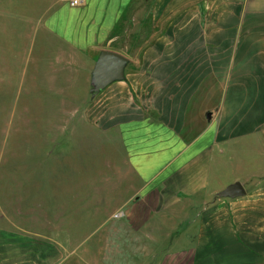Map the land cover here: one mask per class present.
Wrapping results in <instances>:
<instances>
[{
    "label": "crops",
    "instance_id": "1",
    "mask_svg": "<svg viewBox=\"0 0 264 264\" xmlns=\"http://www.w3.org/2000/svg\"><path fill=\"white\" fill-rule=\"evenodd\" d=\"M9 12L0 264H93L77 249L55 263L54 224L41 231L38 201L14 187L24 177L18 150L55 157L57 141L80 164L106 145L118 160L115 180L96 187L122 211L99 236L98 261L140 252L163 253L156 264H264V0H33L0 7ZM103 49L128 61L95 91ZM25 128L33 141L23 142ZM236 181L245 195L217 196Z\"/></svg>",
    "mask_w": 264,
    "mask_h": 264
},
{
    "label": "rangeland",
    "instance_id": "2",
    "mask_svg": "<svg viewBox=\"0 0 264 264\" xmlns=\"http://www.w3.org/2000/svg\"><path fill=\"white\" fill-rule=\"evenodd\" d=\"M32 1L0 0V7L26 6ZM15 26V12L0 13V55L15 53ZM31 137L27 135L25 128L22 135L23 142L33 141ZM12 142L11 139L8 141L7 150L9 152L15 149ZM55 148V157L50 156L49 158L32 156L24 149L22 151L19 149L18 154L22 157L24 165V177L22 175V179L19 176V183L14 185L18 188V195L23 200L26 197L31 198L33 194V198L35 197L38 201L41 231L43 226L54 224L55 253L51 252L53 246H49V256L54 258V262L58 263L63 257L77 249L93 264L97 262L99 264H146L154 260L153 255L157 259L152 264H156L158 259L163 257V253L155 255L140 252L132 254L104 252V257L100 253L99 261L97 259V241L102 230H111L112 223L118 225V221L114 222V219L122 216V211H118V206L113 204L112 192L108 191L106 197L104 196L105 191H98L96 188L103 182L115 180L113 165L118 160L113 158L111 147L106 145L104 151L99 154H95V151L89 153L86 158L81 159V164L79 158L66 156L68 152L64 151L63 141H57ZM31 172H34L32 177ZM29 176L30 180H28ZM31 180H34V184H31ZM97 192L101 193L99 199ZM46 216L56 218L57 221L44 223L42 220ZM126 225L127 223H124V226ZM132 225L138 226L139 222L133 221ZM109 240L111 241L110 238ZM106 254H109L108 257Z\"/></svg>",
    "mask_w": 264,
    "mask_h": 264
},
{
    "label": "water",
    "instance_id": "3",
    "mask_svg": "<svg viewBox=\"0 0 264 264\" xmlns=\"http://www.w3.org/2000/svg\"><path fill=\"white\" fill-rule=\"evenodd\" d=\"M128 61L127 55L112 49H103L97 61L95 74V91H100L113 80L124 76V67ZM241 181H236L220 190V197H238L246 194Z\"/></svg>",
    "mask_w": 264,
    "mask_h": 264
},
{
    "label": "built area",
    "instance_id": "4",
    "mask_svg": "<svg viewBox=\"0 0 264 264\" xmlns=\"http://www.w3.org/2000/svg\"><path fill=\"white\" fill-rule=\"evenodd\" d=\"M67 1L69 2L70 5H72V6H76V5L81 4V2H82L83 0H67Z\"/></svg>",
    "mask_w": 264,
    "mask_h": 264
}]
</instances>
